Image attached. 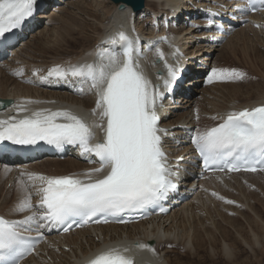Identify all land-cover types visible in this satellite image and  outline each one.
I'll use <instances>...</instances> for the list:
<instances>
[{
    "label": "snow or ice",
    "instance_id": "1",
    "mask_svg": "<svg viewBox=\"0 0 264 264\" xmlns=\"http://www.w3.org/2000/svg\"><path fill=\"white\" fill-rule=\"evenodd\" d=\"M247 2L249 7L241 12L264 11V7H255L257 4L264 6V0ZM36 3L37 0H0V44L7 39V33L21 28L34 15ZM138 41V37L134 39L119 31L110 34L102 43L120 45L122 55L98 46L95 63L56 65L48 71V77L60 81L78 78L80 94H85L83 85H88V90L96 96L92 110V115L97 117L95 123H88L70 110L50 108L34 110L19 119L12 116L0 120V141L16 145L43 141L57 148L72 145L86 158L94 156L96 159L90 160L91 163L99 164L79 175L21 173L19 184L24 195L16 212L31 214L20 220L0 217V264H22L44 239L39 232L41 228L59 227L67 233L73 225L109 223L112 222L110 218L129 223V214L160 206L171 192L178 190L173 179L178 176V169L173 170L163 149L162 138L168 135L167 130L160 127L158 113L163 92L140 70ZM156 51L168 72L163 88L171 91L179 79L180 69L168 64L163 51L159 48ZM176 63L178 65L179 60ZM245 78L246 73L237 69L213 68L208 83L236 82ZM34 103L38 101L23 100L13 107L23 113L29 111L27 105ZM212 119L220 122L194 129L191 138L204 170L264 171V105L229 111ZM95 129L103 132L100 141L96 139ZM30 186L39 195L38 207L32 204ZM212 195L217 196V193ZM160 211L165 209L160 206ZM33 230L38 233L37 242H30L24 235ZM139 247L155 251L149 245L140 244ZM129 251L127 247H111L97 253L88 264H135L134 259L126 255Z\"/></svg>",
    "mask_w": 264,
    "mask_h": 264
},
{
    "label": "bare ground",
    "instance_id": "2",
    "mask_svg": "<svg viewBox=\"0 0 264 264\" xmlns=\"http://www.w3.org/2000/svg\"><path fill=\"white\" fill-rule=\"evenodd\" d=\"M198 1L200 2L202 0H198ZM181 2L182 0H146L145 9L142 10L141 12L134 13L131 7H129L126 4L115 5L107 0V2L104 5V9L106 10L105 17L100 20L102 23L101 25L102 27L98 28L95 25L96 31L98 32L96 34L97 37L95 39H93L87 33L88 29L94 28V26L81 21V19H79L77 15L72 12V9L79 12L85 10L86 15H88L89 17L91 16L92 18H97L98 17L97 11L91 6H86V0H74L73 2H71V0H66L65 3L67 5L59 8V11L56 14L55 12L51 13L52 9H50V11L46 13L41 14L39 21H43V23H41V26L37 29V31L31 36H29L27 41L23 43L20 46V48L14 51V53H16L14 58L0 63V100L10 102L8 107L2 111L6 119L18 115V110L17 108L13 107V105L19 104L23 100L38 101V103L29 104L26 106L29 109V111L27 112L29 114H31V112L34 110H39L43 108H50L54 110H58V109L69 110L70 106L77 105L85 108V110L91 113L92 115V110L95 108L96 96L94 92L88 90V86L84 87L85 94H80V95L79 93L74 94L73 92H69V91L45 90L40 87L37 80L34 79L32 75L37 71L39 72V74H45L48 72V70H50L52 66L55 65L65 66L69 64L76 65V64L84 63L93 55V53L95 52L96 45L102 41L104 36L108 34L109 35L114 34L117 31H121L125 26H128L131 29H134L137 33H140V36L144 39L155 37L157 35L155 31H153L151 27L146 26L148 18H150V16L152 15L153 17H155L154 15L158 16L162 12L163 13L167 12L169 9L175 10ZM62 15L65 16L63 17ZM136 18L140 19L139 23L142 21L141 20L142 18L146 20V23L142 24L141 26L135 25ZM251 19L254 22H257L258 20L264 21V13L253 16L251 17ZM198 22H201V19H199ZM198 28L199 25L193 31V29H187L184 26H180L177 29H173V28L170 29L168 33H170L171 41L174 42L181 51L186 50L187 52L194 53V51L197 50L195 53V55L197 56L196 64L197 63L201 64L203 63V61H209L210 59L204 57L202 58V60H198L200 59L199 55H201L199 54L200 49L207 47L201 44L200 39H202V37H204L205 34L201 33L198 30ZM240 33H244L243 30L235 33L227 42V44L222 46V48L218 51H224L227 47H230L235 37ZM180 34L183 35L179 37ZM91 39H93L94 42L91 43L90 45ZM242 41H240V43ZM235 45L237 46V44ZM238 46L240 48V45ZM190 47L192 48L195 47L196 49L192 51ZM69 48H74L76 50L69 53L70 52L68 51ZM63 49H65L64 54L61 53V50ZM209 49L212 48L209 47ZM245 52L246 51L244 50L243 53L246 54ZM65 53H69V54L65 55ZM249 53L250 55L248 56L251 57V61L253 63V64L249 63L250 69H252V67H256V64H259L260 68L258 69L257 72H259V75L264 79V55H263L264 53L258 52L255 47L251 48V46L249 47ZM46 54L47 56L43 57V55ZM236 54L237 57L239 58L238 54H240V52ZM255 56L261 57V60L258 61V58H254ZM157 60H159V58L156 51L155 53L151 54L149 60L145 61V64L150 66L149 68L150 80L155 85H157V82H156V76L154 75V69L165 71V65L162 61L154 64ZM166 60L168 64L176 66V62L174 61L172 54H167ZM207 64L212 65L211 63H207ZM198 65L199 64H197V66ZM218 65L219 63H217V67ZM213 67L210 68V72L213 69ZM20 70H23L24 75L17 76L11 74L12 71L18 72ZM199 71H200V74L198 75L199 78L194 82L201 81L202 82L200 86L201 88L207 82V77H206L207 70L202 69ZM24 79H29V81L31 80L32 81L31 83L24 82ZM241 86L235 87L229 85L227 86L229 89H227V91L226 90L224 91L225 94L221 92L222 95H219L221 93L212 95L213 93L211 94V92L210 95H208V93L203 94L204 90L202 91L200 90V88L196 89L195 93L198 94L199 92H201L202 94L200 93V95L203 96L201 97L202 98L201 102L197 100L195 101V105H197V107L198 106L200 107V112H198V116L201 117L202 120L201 122L202 123L205 122L208 124L214 123L212 126H215L220 121L214 120L212 119V117H219L226 114L229 111L240 110L246 107H251L252 105L264 104V86L257 85L259 87L257 91H253L251 87H246V89H243V87ZM204 92H209V91H204ZM230 94L236 98H238V96L244 97L246 95L247 96L246 98L250 99L252 94H255L256 97L254 101L248 99L249 102L240 105L234 101L233 102L229 101L228 103L226 102L227 101L226 96ZM206 97H209L211 101H209ZM193 102H194L193 99L189 101L187 100L183 102L184 103L183 106H180L181 109L188 110L186 112L187 113L186 116H184L185 114H181L180 112L181 115H178L176 119L171 121L169 119L173 117V115H175L172 114V116L168 120H165L164 122H166V124L175 125L178 121L182 120L187 122L191 126H195V123L192 121L193 119L196 120L197 116L191 115L193 114L192 112L194 110ZM197 107L195 110H197ZM190 108L192 109V112L191 110H189ZM191 117L193 119H191ZM91 118H92V122L95 123L97 121L96 116L92 115ZM208 120H213V121H208ZM95 130L98 133H101L103 136V132L101 129H95ZM170 150L174 152L177 156H180L184 152H188L190 148L189 147L184 148L183 150H179V149L178 150L170 149ZM96 167L99 166L95 164H84L81 161H79L78 158H68L64 161H60L57 159L43 158L42 160L27 162L24 166H21L17 164V162H15L12 167H8L6 165L0 164V196H2L1 191L3 188L4 190L8 189L5 199L3 200V202L0 203V213L11 220L20 219L17 218L18 216L22 217L23 213L16 212V208L19 205L24 195L23 192L21 191V186L19 184V181L22 178L21 173H25V172L36 173L45 176H65L69 174L79 175ZM12 171L15 172L16 174L15 176L12 175L9 176V174ZM259 175L264 176V174L260 172L255 174L245 173V174L233 175L230 176L229 179L222 178L221 176L217 178H213L212 176H207V180L201 183V186L206 184L204 188H202L205 189L204 190L205 193L202 195L201 194L202 192H200V195H198L197 198H195L189 204L185 205L180 210L174 212L169 217L158 220V228L154 230L153 234L149 233L147 229V225H150V223H155V221L143 222L132 226L107 225L92 229L76 231L74 233H71L70 235L61 238L50 239L49 244L46 245L44 248H42V252L48 250L49 252L48 255L50 256V258L48 257V255L46 257L42 256L41 258L39 257L32 258L25 264H81L87 261L88 259H90L91 257L95 256L100 251L105 250L109 247L129 248L130 251L126 253V255L131 256L134 260L137 261L138 264H140V262L142 264H146V263L139 261L137 253H143L150 260H152L153 264H165V262H167L168 264H193V263L180 262L179 259L177 261L176 260L177 258H172L171 255V253L175 251L172 249L170 250L168 249L173 245L183 246V248L186 251L189 250L190 258H192V255H195L197 251L198 252L200 250L204 251L208 249V247L209 249L212 248L213 251L214 246L217 243H219L220 238H221L220 241H222L223 244L226 241L230 240L229 238L232 235L226 230L227 228H230L233 232H235L236 238L240 239L245 246H247L249 249L252 250L253 247V245H251L252 243L250 244L248 241L242 238L243 230L248 228L250 233L252 234V240L254 246L256 245L259 248H261L263 246L264 237L263 235L259 236L257 233H255L254 227H256L255 226L256 221L257 222L262 221L261 219L262 217L260 218V215L255 209L254 207L255 205H253V202L251 205L249 204L250 201L248 199L250 198L245 197V199H247L246 201H248V204H246V208L241 207V210L244 211V213L242 211L236 210L233 207L231 208L230 206H226V205L224 206L226 207V209H228V211L223 212L221 210L224 209H221V205L216 201L217 196L222 197L220 196V191L217 189V187L221 189L223 187L231 185V183H229L230 179L235 180L237 177L240 178L243 176L244 178L249 177L250 179H252V177L256 178L258 176L259 179L260 177ZM9 178L15 181V183L10 187H9L10 182L8 181ZM23 179L25 181L27 180L25 177H23ZM219 179L221 180L220 183L218 182ZM250 179L248 181H250ZM256 180H254L255 183H257ZM207 181H210V184ZM212 181L213 183L215 182V184H212ZM251 183L254 182L252 181ZM257 184L258 185L260 184L261 186V183L259 181ZM263 188L264 187H261V192H264L262 190ZM257 189H259V187H257ZM14 190L15 192L13 196V203L11 204L10 207L9 206L8 208L5 207L6 208L5 210L7 212L5 213L3 211L4 210L3 207L6 206L7 204L6 200H8V198L11 197ZM213 192L217 193V196H213V195L210 196V194H212ZM206 193L208 194V196ZM234 203L239 204L238 201H234ZM201 210H203V212L206 210L207 213H209V215L211 214V216L214 215L216 217L215 220L216 223L214 221V224L209 226L208 224L206 225L204 223L206 222L205 219L203 220L201 219L200 221L202 225L204 224V228L201 225L200 226L201 229L198 227L196 228L194 227L195 229L191 230L190 227H192L191 226L192 222H194V220L195 221L197 220L198 215H200L198 213H200ZM245 211H250L251 216H248ZM179 215L182 217L179 218L180 223L179 220H177V217ZM169 221L170 224H167ZM173 225H175L176 228L177 226L181 227L182 229L184 227L185 230L183 229L182 232L178 235L173 234L172 231ZM261 228L264 231L263 226H261ZM91 232H101L100 236L103 237L102 241H99L98 239L96 240V238H94L93 236L91 237ZM81 235H83V237H85L86 235L87 236L84 240L78 242L80 240L79 238ZM100 236H98L99 239ZM152 238H156V240ZM153 242L155 243L154 245ZM66 243L71 245L70 246L71 251H68ZM140 244L149 245L151 246V248H154L155 251H152L149 248L141 249L139 247ZM60 245H64L65 247L62 248ZM190 245L192 246L190 247ZM57 247L60 249L58 252L56 251ZM165 247L166 250H164ZM223 250L227 253H230L231 248L229 250V248L225 246V249ZM162 252L165 253L163 257L159 256V254H161ZM198 260H203V259L198 258ZM198 264H206V263L204 261Z\"/></svg>",
    "mask_w": 264,
    "mask_h": 264
},
{
    "label": "rangeland",
    "instance_id": "3",
    "mask_svg": "<svg viewBox=\"0 0 264 264\" xmlns=\"http://www.w3.org/2000/svg\"><path fill=\"white\" fill-rule=\"evenodd\" d=\"M109 1V0H108ZM71 2H73V0H71ZM107 2V0H86V6H91V7H93L96 11H97V13H98V17L97 18H92L91 16L89 17L88 15H86V11L85 10H83L82 12L80 11H75L74 9H72V12L74 13V14H76L77 15V17L79 18V19H81V21H83V22H86L87 24H90V25H93L94 26V28H89L88 29V31H87V33H88V35H90L93 39H95L97 36H96V34L98 33L97 31H96V27H98V28H100V27H102L101 25H102V23H101V19L102 18H104L105 17V13H106V10L104 9V5H105V3ZM110 2V1H109ZM64 6H66V5H64ZM103 6V7H102ZM75 11V12H74ZM47 12V11H46ZM63 17L65 16V15H62ZM94 19V20H93ZM137 20V21H136ZM139 18H136L135 19V25H139V26H141L142 24H145L146 23V20H144L143 18L141 19L142 21L139 23ZM144 20V21H143ZM259 22H262L263 24H262V27L261 28H258V29H254V31H250V30H247L246 32H244V35H242L243 33H240V34H238L236 37H235V39L233 40V43H232V45L230 46V47H227L224 51H220V52H215L216 50H212V49H209V47H204L203 49H200V51H199V54H201V55H199V58L200 59H198V60H202V58H204V57H207V59H210L209 61H207V63H211L213 66H215L216 68H228V69H237V70H240V71H243V72H245L246 73V78L243 80V81H236V82H221V81H217V82H213V83H209L208 85H206V83L200 88V90H204V91H209V92H204L203 91V94L205 93H208V95H210V92H211V94L212 95H216V94H219V93H223V94H225L224 93V91L226 90L227 91V89H229L227 86H229V85H232V86H241V87H243V89H246V87H251L252 88V90L253 91H257V89L259 88L258 86H264V79L259 75V72H257L258 71V69L260 68V65L259 64H256V67H252V69H250V67H249V63H252V61H251V57L250 56H248V55H250V53H249V47L251 46V48H253V47H255L256 49H257V51L258 52H262V53H264V21H260V20H258ZM258 21H257V23H258ZM98 22V23H97ZM143 22V23H142ZM254 22V21H253ZM97 23V24H96ZM95 25H96V27H95ZM98 25V26H97ZM250 26V25H249ZM257 33V34H256ZM247 37V38H246ZM237 38V39H236ZM93 39H91V42H90V45H91V43H93L94 42V40ZM239 39H240V41H242L241 43H240V41H239ZM248 41V42H247ZM244 43V44H243ZM235 44H237V46L235 45ZM238 45H240V48H239V46ZM244 45V46H243ZM247 46V47H246ZM246 48H247V50H246ZM190 49L192 50V51H194V49H196L195 47H190ZM246 51L245 53L246 54H244L243 52H244V50ZM64 50L65 49H63V50H61V53L62 54H64ZM76 49H74V48H69V50L68 51H70L69 53H71V52H73V51H75ZM230 50V51H229ZM196 51V50H195ZM218 51V50H217ZM237 51V52H236ZM215 52V53H214ZM240 52V54H238L239 55V58L237 57V54L236 53H239ZM69 53H65V55L66 54H69ZM213 53H214V56L216 57V55H218L215 59L214 58H212V55H213ZM233 53V54H232ZM53 54V53H52ZM191 54V53H190ZM211 55V56H210ZM222 55H223V58H222ZM246 57H244V56ZM264 55V54H263ZM45 56H47V54L46 55H43V57H45ZM235 56V57H234ZM247 56H248V58H247ZM220 57V58H219ZM238 59H237V58ZM226 58V59H225ZM249 58H250V60H249ZM254 58H258V61L259 60H261V57H259V56H255ZM220 59V60H219ZM247 60V62H246V60ZM239 60V61H238ZM218 61V62H217ZM224 61V62H223ZM229 61V62H228ZM203 62H205V61H203ZM215 65H214V64ZM217 63H219V65H218V67H217ZM223 63V64H222ZM248 63V64H247ZM197 64H200V63H197ZM220 64L222 65V66H220ZM242 64V65H241ZM253 64V63H252ZM220 66V67H219ZM202 72V71H201ZM254 72V73H253ZM257 76H255V75ZM232 83V84H231ZM216 84H222V85H216ZM238 84V85H237ZM258 85V86H257ZM214 86H216V87H214ZM219 86V87H218ZM210 88V89H209ZM213 88V89H212ZM206 89V90H205ZM214 91V92H213ZM200 93L201 92H199L198 94L197 93H195L196 94V96H195V98H193V100H194V102H193V108H194V110H195V108L197 107V105H195V101L197 100V101H199V102H201V100H202V98L201 97H203L202 95H200ZM222 93L221 94H219V95H222ZM202 94V93H201ZM207 95V96H208ZM247 96L245 95L244 97H242V96H238V98H236V97H234V96H232L231 94L230 95H228V96H226V99H227V103L230 101H234V102H236V103H238V104H240V105H243V104H245V103H247V102H249L248 101V99L249 98H246ZM255 97H256V95L255 94H252L251 95V97H250V99L249 100H255ZM209 101H211V99L209 98V97H206ZM236 98V99H235ZM242 98V99H241ZM240 101V102H239ZM252 101V102H253ZM189 110H191V108L189 109ZM193 110V111H194ZM197 110L198 111H196V112H200V107L198 106L197 107ZM188 110H186V109H181V114H185L184 116H186L187 115V112ZM194 111V112H195ZM180 112L179 113H177V114H175V115H173V117H171L169 120H171V121H173L174 119H176L177 117H178V115H181L180 114ZM193 112V113H194ZM208 121H213V120H208ZM210 125H212V124H210ZM260 177H259V179H258V176L255 178V177H252V179H250L249 177H245L244 178V176L243 177H237L235 180L234 179H230L229 180V183H231V185H228V186H226V187H223V188H219V187H217V189L220 191V196H222L223 197V199H220V198H218V196H217V198H216V201L221 205V209H224V210H221V211H223V212H227L228 211V209H226V207L224 206V205H226V206H230L231 208L233 207L234 209H236V210H239V211H242L241 210V207H244V208H246V204H248V201H246L247 199H245V197L246 198H250V199H248L249 201H250V205L252 204V202H253V205H255L254 207H255V209L257 210V212L259 213V215H260V218L262 219V221H259V222H257L256 221V227H254V232L255 233H257L259 236H262L263 235V237H264V231H263V229L261 228V226H263V228H264V192H261V187H264V176L263 175H259ZM243 178H244V180H243ZM250 179V181H248ZM257 179V180H256ZM254 180H256V182L258 183V181L261 183V186H260V184L258 185L257 183H255V181ZM231 181V182H230ZM254 182V183H251V184H249L248 186H246L245 184H247V182ZM262 181V182H261ZM207 182H209V184H210V181H207ZM244 182V183H243ZM241 183V184H240ZM262 183H263V186H262ZM212 184H215V182L213 183V181H212ZM238 184V185H237ZM253 184V185H252ZM256 184V185H255ZM206 184H204L203 186H201V183H200V186H201V189L202 188H204V186H205ZM240 186V187H239ZM246 187V188H245ZM248 187V188H247ZM251 187H253L252 189H251ZM255 187V188H254ZM257 187H259V189H257ZM250 188V189H249ZM8 190V189H7ZM255 192H254V191ZM263 191H264V188L262 189ZM3 191H5L4 190V188L2 189V196L0 197V201H1V199H3V197L5 196V192L3 193ZM250 191V192H249ZM253 191V192H252ZM221 192H222V195H221ZM247 193V194H246ZM257 193H259V194H257ZM253 194V195H252ZM247 195H248V197H247ZM255 197H257V198H254ZM237 199H239V200H237ZM258 199H260V200H258ZM227 200H230V201H238L239 202V204H235V203H232V205L231 204H229V203H226L225 201H227ZM254 200V201H253ZM259 201V202H257V201ZM255 202V203H254ZM8 205L9 204H6V206H4L3 208H4V212L5 213H7L6 212V208H8ZM6 207V208H5ZM10 207V206H9ZM214 208V207H213ZM215 209V208H214ZM198 211V210H197ZM197 211H196V213H197ZM202 212H203V210H201ZM200 211V213H198V214H200V215H198V217H197V220L195 221L194 220V222H192V227H190V229L191 230H194L196 227H198V228H200L201 229V225H202V223H201V219L203 220V219H205V221L206 222H204L206 225L208 224L209 226H211V225H213L214 224V221L216 220V217L213 215V216H211V214L209 215V213H207V211L205 210L203 213ZM243 213H244V211H242ZM246 212V214L248 215V216H251V213H250V211H245ZM205 213V214H204ZM197 215V214H196ZM204 215V216H203ZM204 217V218H203ZM254 217V216H253ZM179 218H182L180 215L177 217V220H179ZM207 219V220H206ZM260 219V220H261ZM210 222V223H209ZM241 222H242V220H241ZM156 223V222H155ZM155 223H153V224H150V225H147V229H148V231H149V233L150 234H153L154 233V231L153 230H155V229H157L158 228V226H157V224H155ZM179 223H180V220H179ZM195 223V224H194ZM215 223H216V221H215ZM257 223H259V224H257ZM263 223V224H262ZM167 224H170V221L167 223ZM262 224V225H261ZM195 225V226H194ZM198 225V226H197ZM177 226V225H176ZM203 226V228H204V224L202 225ZM260 226V227H259ZM174 227V228H173ZM173 227H172V231H173V234H176V235H178V234H180L181 232H182V230L184 229L185 230V228L183 227V229L181 228V227H179V226H177V228L175 227V225H173ZM195 227V228H194ZM226 228V227H225ZM229 229V230H228ZM138 230V229H137ZM232 236L229 238L230 240L229 241H226L224 244H223V242L222 241H220L221 240V238H220V240H219V243H217L215 246H214V250L212 251V248L211 249H209V247H208V249H206V250H200L199 252L197 251V253L195 254V255H192V258H190V254H189V250L188 251H186L184 248H183V246H179V245H173L172 247H170L168 250H170V249H172V250H174L175 252H173V253H171V255H172V258H177L176 260L178 261V259H179V261L180 262H184V263H193V264H198V263H200V262H204L205 261V263L206 264H264V241H263V246L261 247V248H259L258 246H254V244H253V240H252V234L250 233V231H249V229L247 228V229H244L243 230V232H242V238L244 239V240H246V241H248L251 245H253V247H252V250L251 249H249L247 246H245L244 244H243V242L240 240V239H237L236 238V234H235V232H233L230 228H227L226 229ZM97 233V232H96ZM95 232H92L91 233V237L93 236L94 238H96V237H98V233L96 234ZM101 233V232H100ZM101 235V234H100ZM87 236V235H86ZM86 236L85 237H83V235H81L80 236V240L78 241V242H81L82 240H84L85 238H86ZM82 238V239H81ZM98 238H96V240H97ZM152 239H154V240H156V238H152ZM99 241H102V240H100V239H98ZM227 243V244H226ZM155 243L153 242V245H154ZM228 244H230V245H228ZM207 245H209V244H207ZM62 248L63 247H65L64 245H60ZM66 246H67V248L69 247L70 248V246L71 245H69L68 243H66ZM192 245H190V247H191ZM209 246H211V245H209ZM225 246H227V248H229V250H230V248H231V250H232V248H233V246H234V248H233V250H232V253H231V250H230V253H227V252H225L223 249H225ZM165 250H166V247L164 248ZM60 249L57 247L56 248V251L58 252ZM47 251V255L49 254V252H48V250H46ZM46 251H43V253H45ZM68 251H71V248H70V250H68ZM195 251V250H194ZM210 251V252H209ZM186 253V254H185ZM188 254H189V256H188ZM46 255V256H47ZM165 255V253H161V254H159V256H161V257H163ZM232 255H233V257H235V258H233L232 257ZM42 256H44V257H46L45 255H40V257L39 258H41ZM199 256V257H198ZM201 256V257H200ZM48 257L50 258V256L48 255ZM203 257V258H202ZM198 258H201V259H203V260H198ZM231 260V261H230ZM165 264H168L167 262H165Z\"/></svg>",
    "mask_w": 264,
    "mask_h": 264
},
{
    "label": "water",
    "instance_id": "4",
    "mask_svg": "<svg viewBox=\"0 0 264 264\" xmlns=\"http://www.w3.org/2000/svg\"><path fill=\"white\" fill-rule=\"evenodd\" d=\"M115 5L126 4L134 11H141L145 7V0H110Z\"/></svg>",
    "mask_w": 264,
    "mask_h": 264
}]
</instances>
